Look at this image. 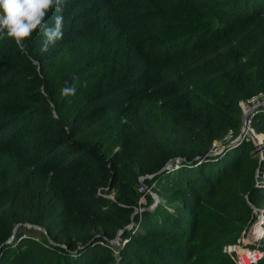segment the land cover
Returning a JSON list of instances; mask_svg holds the SVG:
<instances>
[{"label":"trees","instance_id":"obj_1","mask_svg":"<svg viewBox=\"0 0 264 264\" xmlns=\"http://www.w3.org/2000/svg\"><path fill=\"white\" fill-rule=\"evenodd\" d=\"M63 7L47 52L0 40V264H236L264 207V159L239 139L240 104L264 97V0ZM250 116L264 143V106ZM146 176L160 201L113 244L153 204Z\"/></svg>","mask_w":264,"mask_h":264},{"label":"clouds","instance_id":"obj_2","mask_svg":"<svg viewBox=\"0 0 264 264\" xmlns=\"http://www.w3.org/2000/svg\"><path fill=\"white\" fill-rule=\"evenodd\" d=\"M63 5L64 0H0V40H11L17 48L24 50L26 42L34 34H39L43 37L41 52H47L50 46L63 39ZM53 10L57 13L53 18L54 23L48 25L46 20ZM60 95L75 96V86L66 83L60 89Z\"/></svg>","mask_w":264,"mask_h":264},{"label":"built area","instance_id":"obj_3","mask_svg":"<svg viewBox=\"0 0 264 264\" xmlns=\"http://www.w3.org/2000/svg\"><path fill=\"white\" fill-rule=\"evenodd\" d=\"M255 99L257 98L254 97L251 101H254ZM242 105L244 104L242 103ZM244 129H245V135L253 141L255 146H258L260 144L259 146L261 147L262 152L259 154L260 157H262L264 153V143L261 140H259L258 138L259 135L252 128L251 116L249 117V119L246 120ZM216 146L217 144H215V147ZM139 191L143 194V197L141 198V204H142V199L143 200L145 199V195L148 194L150 189L144 183H142L141 186L139 187ZM254 213L256 216L255 218L256 220L254 221V223L246 231H244L243 236L237 241L236 244L230 245L226 248V252L229 255H235L236 264H255L264 259V252L260 248L261 246L260 244L264 240V208L260 210L256 209L254 210ZM258 213L260 215H258ZM258 224L261 228V233L260 235L257 236L256 239H254L252 235L253 234L252 229H254L255 226ZM248 230H249V239H251L253 243H255L254 241H261V243L259 242V245L254 247L253 245L242 239ZM114 253L116 256H118V252L116 250L114 251Z\"/></svg>","mask_w":264,"mask_h":264},{"label":"water","instance_id":"obj_4","mask_svg":"<svg viewBox=\"0 0 264 264\" xmlns=\"http://www.w3.org/2000/svg\"><path fill=\"white\" fill-rule=\"evenodd\" d=\"M264 106V103L263 104H256V105H254L253 107H251L250 108V110L249 111H245V113H244V111H243V127H242V131H241V134H240V136H239V139H242L244 136H243V132H244V127H245V123H246V120H247V117H248V115H250L251 113H253L257 108H260V107H263ZM217 153H209L207 156H215ZM261 160L263 159L262 157L260 158ZM151 177H148V176H146V177H142L141 178V182L143 183L144 181H145V179H150ZM155 196H154V200H155V202H157V203H154L153 205H151V206H149L148 208H136L135 209V211H134V213H133V215H132V218H131V224L129 225V226H127L126 228H124V229H122L121 231H119L118 232V234H117V237L115 238V240L114 241H112V243L114 244V243H117L119 240H120V237H121V235H122V233L123 232H125L126 230H130V229H132V227L134 226V222H135V216H136V214H138L139 212H142V211H145V210H153L157 205H158V203H159V198H158V196H157V194H154ZM249 203V202H248ZM249 205L254 209V210H256L257 208H255L253 205H251L250 203H249ZM26 227H29V228H34V229H36V230H40V231H42V232H44L45 233V235H48V233H47V231L45 230V229H43V228H41V227H38V226H31V225H25ZM51 241V240H50ZM52 242V241H51ZM53 243V242H52Z\"/></svg>","mask_w":264,"mask_h":264},{"label":"rangeland","instance_id":"obj_5","mask_svg":"<svg viewBox=\"0 0 264 264\" xmlns=\"http://www.w3.org/2000/svg\"><path fill=\"white\" fill-rule=\"evenodd\" d=\"M257 98V97H256ZM264 103V97H258L257 99H255L254 101H251L250 100V104H248V103H243L244 105H242L241 104V107H242V110L244 111V113H245V111L247 112V111H249L250 110V108L251 107H253L254 105H256V104H263ZM246 109V110H245ZM251 115V114H250ZM250 115H248V117H247V119H249V117H250ZM252 133V132H251ZM251 133H250V135H251ZM249 135V136H250ZM243 136L244 137H247L246 135H245V130H244V132H243ZM250 139V138H249ZM251 140V139H250ZM217 144V146H216V150H219V149H221V147H222V145H223V143L222 142H217L216 143ZM260 145V144H259ZM255 146L256 147V149H257V153L259 154V153H261L262 152V150H261V147L260 146ZM220 146V147H219ZM259 157H260V154H259ZM263 159H264V153H263ZM263 180H264V177H263ZM150 189V191L148 192V194L147 195H150L152 198H153V204L154 203H157V202H155V200H154V194H156L155 192H153L152 191V188H149ZM147 195H145V199L143 200L142 199V206L143 207H145V204H147V199H146V196ZM105 196H108L109 198H111V199H113V194H111V195H105ZM158 196V195H157ZM158 198H159V196H158ZM159 201H160V199H159ZM152 204V205H153ZM264 208V207H263ZM262 208V209H263ZM260 210V209H259ZM258 215H260L259 213H258ZM257 226H259V224L257 225ZM28 229H34V228H29V227H27ZM256 228V227H255ZM34 230H36V229H34ZM37 232H41V233H44V232H42V231H40V230H36ZM258 232L256 233L257 234V236L258 235H260V233H261V229H259V230H257ZM252 233H253V229H252ZM251 233V234H252ZM45 234V233H44ZM253 235V234H252ZM242 239H244L246 242H248V243H250L251 245H253L254 247L255 246H257V245H259V242L261 243V241H254L255 243H253V241H251V239H249V230L247 231V233H245V235H244V237L242 238ZM261 245V244H260Z\"/></svg>","mask_w":264,"mask_h":264}]
</instances>
